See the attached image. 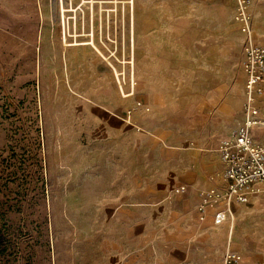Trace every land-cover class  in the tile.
Instances as JSON below:
<instances>
[{"label": "rangeland", "instance_id": "374dc122", "mask_svg": "<svg viewBox=\"0 0 264 264\" xmlns=\"http://www.w3.org/2000/svg\"><path fill=\"white\" fill-rule=\"evenodd\" d=\"M231 6L0 0V264H204L198 241L188 247L184 236L164 234L155 241L151 205L137 204L142 240L138 226L117 224L123 195L109 184L112 165L127 169L129 182L140 167L151 173L154 154L137 150L132 138L112 146L103 131L80 129L70 113L78 105L61 80L65 54L83 51L111 70L122 93L133 83L132 106L156 108L161 155L168 134H188L187 145L203 141L210 115L244 82L243 37ZM97 160L102 170L107 165V184L88 177Z\"/></svg>", "mask_w": 264, "mask_h": 264}, {"label": "crops", "instance_id": "0c3cea01", "mask_svg": "<svg viewBox=\"0 0 264 264\" xmlns=\"http://www.w3.org/2000/svg\"><path fill=\"white\" fill-rule=\"evenodd\" d=\"M233 8L235 0H232L231 10ZM248 11L252 17L253 40L264 45V0H251ZM236 25L238 27V23ZM70 54H65V78L61 81L66 83L65 91L71 92L70 98L78 105L70 113L77 116L79 128L103 131L112 146L117 142L127 145L128 139L132 138L133 147L137 150L151 149L156 160L151 173L140 167L131 173L129 182L127 169H123L121 174L123 167L112 165L109 184L118 185L116 192L123 195L119 198V212L114 218L117 224L138 226L140 231L137 233L142 240L143 206L137 204L151 205L156 213L155 241L159 240V234L170 237L182 235L188 247L198 241L197 256L204 264L208 261L210 264H222L226 250L239 254L236 264H264V185H260L259 191L250 195L246 202L233 201L226 218L219 225L213 224V209L208 208L202 220L197 210L202 190L224 187L222 162L217 149L220 141L229 137L243 118L244 71V82L232 88L216 112L210 115L203 141L187 145L188 134H168L163 145L169 148L167 154L161 155V143L157 140L161 137L160 129H155L156 108L146 111L147 106H142L140 101L136 102L140 103L139 106H132L133 86L122 93L121 85L116 84L111 70L104 63L85 59L83 51H77L74 56ZM261 84L263 93L257 97L255 106L264 112V78ZM252 135L264 145L263 125L254 126ZM205 143L210 146L208 152L202 150ZM122 158L120 155L119 159ZM101 163L97 160V172L94 175L89 173L88 177L100 178L107 184V165L103 162L102 170ZM100 169L102 173L98 172ZM180 186H184V190H179ZM129 194L143 196L134 202Z\"/></svg>", "mask_w": 264, "mask_h": 264}, {"label": "built area", "instance_id": "2783aa9c", "mask_svg": "<svg viewBox=\"0 0 264 264\" xmlns=\"http://www.w3.org/2000/svg\"><path fill=\"white\" fill-rule=\"evenodd\" d=\"M250 3L251 0H235L233 16L243 37L245 59L242 68L245 72L246 93L243 118L232 134L220 141L217 149L222 162L224 187L202 190L197 206L200 220L204 219L208 208L214 210V225H219L226 218L233 201L246 202L250 195L259 191L260 185H264V145L252 135L254 126H264V112L255 106L257 97L263 93L264 45H258L253 40L252 17L248 11ZM178 189L184 190V186ZM239 259V254L226 250L222 264H236Z\"/></svg>", "mask_w": 264, "mask_h": 264}, {"label": "bare ground", "instance_id": "6f19581e", "mask_svg": "<svg viewBox=\"0 0 264 264\" xmlns=\"http://www.w3.org/2000/svg\"><path fill=\"white\" fill-rule=\"evenodd\" d=\"M65 34V33H64ZM71 43V42H70ZM82 43H91V39L90 40H87L85 42H82Z\"/></svg>", "mask_w": 264, "mask_h": 264}]
</instances>
